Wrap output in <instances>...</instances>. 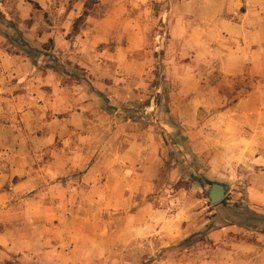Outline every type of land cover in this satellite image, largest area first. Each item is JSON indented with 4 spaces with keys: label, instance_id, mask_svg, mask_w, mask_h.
Masks as SVG:
<instances>
[{
    "label": "rangeland",
    "instance_id": "obj_1",
    "mask_svg": "<svg viewBox=\"0 0 264 264\" xmlns=\"http://www.w3.org/2000/svg\"><path fill=\"white\" fill-rule=\"evenodd\" d=\"M1 1L8 2L6 9L16 19H6V9L0 7V31L9 34L18 49L27 53L31 48L40 51L43 55L33 51L28 54L66 84L75 78H87L85 71L75 70V61L61 62L56 50L59 41L70 51V45L73 48L72 43L82 34L88 17L79 34L74 35L73 28L86 3L90 14L98 17L113 9L122 10L124 26L130 32L124 45L128 39L145 41V48L135 52L134 57L150 63L151 70L146 71L137 89L138 99L130 102L141 103L147 117L145 122H134L148 133L144 160L154 165L148 169L154 176L148 198L165 210L167 217L163 216V222H175L181 234L185 228L193 229L186 242L156 252L170 258L165 264H185V250L189 249L190 254L191 248L198 259L201 243L210 242L209 233L224 221L240 222L243 217L247 221H264V215L250 212L258 203L256 195L264 192V160L260 157L264 156V37L253 40L244 66L238 69L234 49L249 43L245 44V38L234 39L227 32L243 22L259 27L264 15L258 4L264 0H126L122 8L100 5V0ZM0 121L4 123L0 131V192L24 178L35 177L42 169L51 171L52 168H45L46 164L50 166L74 148L69 135L55 126L50 127L57 133L50 135L49 152L41 154L39 145L45 130L39 120L30 126L19 112ZM20 141L37 149L25 152L28 157L21 155L17 144ZM14 142L17 150L10 148ZM79 170L83 174L85 168ZM67 177L53 178L51 184L57 179L64 183ZM210 182L229 186L225 199L215 205L208 197ZM47 186L35 185L29 194L32 205L22 206L61 210L59 197L51 193L48 199L35 196ZM66 187L69 189L70 184ZM86 189L80 188L79 197L74 200L76 209L97 207L87 198ZM22 206L14 209L20 210L15 219L21 224ZM41 222L36 225L41 226ZM50 222L53 224L54 220ZM40 226H34V239L36 232L41 233Z\"/></svg>",
    "mask_w": 264,
    "mask_h": 264
},
{
    "label": "crops",
    "instance_id": "obj_2",
    "mask_svg": "<svg viewBox=\"0 0 264 264\" xmlns=\"http://www.w3.org/2000/svg\"><path fill=\"white\" fill-rule=\"evenodd\" d=\"M125 2L100 0V5L122 8ZM259 5L264 15V2ZM0 7L6 9L8 2L0 0ZM3 13H7L8 20L16 19L7 9ZM123 17L119 9L99 17L90 14L82 34L72 43L73 48L70 45V51L58 41L56 50L60 61H75L78 63V67L74 65L75 70L85 71L87 76L67 84L50 72L49 67L43 69L39 60L18 49L9 34L0 31V120L19 112L30 126L39 120L45 130L40 139L41 154L49 152L50 135L57 133V129L50 131V127H61L63 134L74 142L70 154L60 155L50 166L46 164L45 168H52L51 171L42 169L35 177L24 178L0 192V264H165L170 258L158 256L156 252L185 241L193 233L192 228H185L181 234L175 222L162 221L163 216L167 217L165 210L148 198L154 185V176L148 170L154 165L144 160L148 133L138 122L125 120L120 109L113 113L107 111L98 93L120 102L136 101L143 76L151 70L150 63L134 57L135 52L145 48V41L128 39L124 45L130 32L124 26ZM232 30L227 32L234 39L245 38V44L249 43L234 49L238 57L235 68L240 69L253 40L264 37V22L259 27L256 23L243 22L233 25ZM245 104L249 105L247 101ZM3 124L0 121V131ZM11 134L16 136L14 131ZM17 144L21 155L37 149L21 141ZM10 145L16 149L15 142ZM260 157L264 160V156ZM81 168H85L83 174L79 173ZM62 175L68 176L64 183L57 179L51 184L53 178ZM37 184L48 186L35 196L48 199L51 193L59 197L63 204L61 210L25 207L32 205L29 194ZM81 187L87 188L84 193L92 206L97 207L76 209L74 200L78 199ZM256 196L258 203L250 212L263 216L264 192ZM18 205L24 209L21 210L23 224L15 219L20 213L14 210ZM38 221H42L41 226L36 225ZM238 221H224L227 223L212 230L208 235L211 241L200 245L202 252L198 259L194 258L192 248L190 254L186 249L185 264L197 261L200 264H264V223L256 218L247 221L244 217ZM34 226L42 228L38 230L41 233L36 232L35 239Z\"/></svg>",
    "mask_w": 264,
    "mask_h": 264
},
{
    "label": "trees",
    "instance_id": "obj_3",
    "mask_svg": "<svg viewBox=\"0 0 264 264\" xmlns=\"http://www.w3.org/2000/svg\"><path fill=\"white\" fill-rule=\"evenodd\" d=\"M89 14H90V7H89V4L86 3L83 14L79 16L74 22V28H73L74 35H77L80 33V27L84 23L85 19L89 16ZM32 51L35 52L36 54L40 53L41 55H43L40 51L34 50L32 48H31V51L29 50L28 53L32 54ZM45 55L48 56V54H44V56ZM98 93L100 97L102 98L104 104L106 105L107 111L113 113L117 109H120V112L122 115H124L125 120L141 121V122H145L147 120V117L145 116L144 111H143L144 106H142L141 103L120 102V101H117L115 98L104 95L101 92H98ZM210 183L212 184L214 182H210ZM223 223H227V222H223ZM232 223H237V222H232ZM262 223H264V221H262Z\"/></svg>",
    "mask_w": 264,
    "mask_h": 264
},
{
    "label": "water",
    "instance_id": "obj_4",
    "mask_svg": "<svg viewBox=\"0 0 264 264\" xmlns=\"http://www.w3.org/2000/svg\"><path fill=\"white\" fill-rule=\"evenodd\" d=\"M228 191V185L220 182L212 183L208 188V197L210 202L214 205L222 202L225 199Z\"/></svg>",
    "mask_w": 264,
    "mask_h": 264
}]
</instances>
